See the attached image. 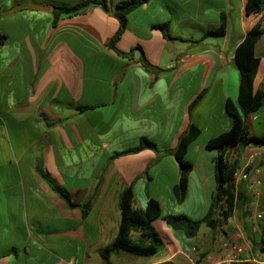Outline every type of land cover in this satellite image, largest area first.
I'll return each mask as SVG.
<instances>
[{
	"label": "crops",
	"instance_id": "obj_1",
	"mask_svg": "<svg viewBox=\"0 0 264 264\" xmlns=\"http://www.w3.org/2000/svg\"><path fill=\"white\" fill-rule=\"evenodd\" d=\"M78 1L0 0V34L5 36L0 44V264H222L220 247L205 245L213 232L209 227L202 224L195 237L187 238L172 230L164 216L200 219L209 208L216 150L206 142L230 127L224 102L237 98L234 52L256 22L262 33L253 47L259 58L254 87L264 88V0L259 11L249 14L247 0H147L129 12L116 46L122 51L140 46L159 68L155 73L140 65L138 50L128 58L106 46L118 21L100 6L53 23V6ZM119 1L107 0L109 8ZM160 23H168L172 39L155 28ZM221 26L222 33L213 34ZM262 111L250 115V128ZM190 124L200 134L187 147L192 168L185 196L177 200L173 189L180 169L168 150ZM143 138L157 150L115 155ZM244 147L229 157L239 155L238 171L253 163L248 172L261 185L250 189L246 180H235L244 199L222 228L232 229L236 210L254 207L244 222L251 243L264 222V216L253 214L257 206L264 210V148ZM251 150L259 154L252 161ZM41 171L66 188L72 201L90 199L89 212L83 216L79 206L67 205ZM126 187L133 191L134 209H143L150 197L159 200L161 216L152 224L170 245L164 258L135 263L136 255L127 253H111L107 260L100 256L117 233L118 197ZM162 200L170 202L168 212ZM253 251L247 260L264 264V249Z\"/></svg>",
	"mask_w": 264,
	"mask_h": 264
},
{
	"label": "trees",
	"instance_id": "obj_2",
	"mask_svg": "<svg viewBox=\"0 0 264 264\" xmlns=\"http://www.w3.org/2000/svg\"><path fill=\"white\" fill-rule=\"evenodd\" d=\"M147 0H121L113 8H109L107 0H81L70 5L53 6V23L62 15H74L90 7L100 6L105 11L110 12L118 21V28L113 36L107 41L106 46L113 50L117 55L128 57L132 56L134 50L140 52L138 61L140 65L148 72L155 73L159 68L152 65L144 56L140 46H135L129 51H122L117 48L116 43L125 30L128 22V14L132 10L143 5ZM262 6V0H247L245 4V13L259 11ZM159 28L166 38L172 39L169 34L168 23L154 25ZM221 26L213 34H221ZM262 33L260 22H256L245 33L242 41L236 46L234 52V64L238 70L239 83L237 98L235 101L227 98L224 102L225 110L231 119L230 127L227 130L209 138L206 146L216 150L214 162V180L215 188L211 196V202L206 214L200 219L191 218L185 214H167L164 220L174 231H179L187 238H193L197 235L202 224L214 231L221 229L223 224H227V218L234 213L237 203L243 202L244 194L239 191L235 185L234 173L240 168V157H229L231 151H236L240 145L246 146L252 144L255 147L264 148V132L259 136L250 135L249 122L250 115L259 113L264 107V88L255 89L254 78L259 65V58L254 55L253 47L256 40ZM5 40V36L0 34V44ZM202 93L198 94L189 104V111L201 99ZM200 134V128L197 125L190 124L188 129L180 136L177 146L168 151L172 152L179 164V179L174 186L173 192L177 200H182L187 189V177L192 168V163L185 158L188 145ZM143 148L157 150L153 142L143 138L140 143L133 148L117 152L115 155L123 153L137 152ZM249 167L245 170L248 171ZM42 176L49 186L56 191L69 206H79L82 215H86L91 207V200L82 202L71 200L66 188L58 185L47 172L41 171ZM133 191L131 187L124 188L118 197V207L120 219L117 233L113 240L105 247L99 250L100 256L107 260L111 253H127L136 256L155 255L161 245V237L154 228L152 222L161 216V204L159 200L150 197L141 210L132 207ZM259 234L257 239L251 240V247L257 250V247L264 249V222H259ZM132 232L139 234L137 241L132 240ZM251 238V237H250ZM147 242L145 243V241ZM230 264H257L250 260L232 262Z\"/></svg>",
	"mask_w": 264,
	"mask_h": 264
},
{
	"label": "rangeland",
	"instance_id": "obj_3",
	"mask_svg": "<svg viewBox=\"0 0 264 264\" xmlns=\"http://www.w3.org/2000/svg\"><path fill=\"white\" fill-rule=\"evenodd\" d=\"M249 130H251L255 134H260V133L264 132V111H262L260 113V117H259L258 120H256V121L253 120L252 121V126H251V128L249 127ZM238 151L241 154L243 151H245V147L240 145L238 147ZM251 153L255 154L256 158L259 157V154H258V152L256 150H251L250 154ZM251 166H253V163L251 165H249L250 168H252ZM251 177H253V176H251ZM255 178H257V177H255ZM251 193H253V192H251ZM248 202H250V201H248ZM169 206H170V202L168 200L167 201L162 200L163 212H168L170 210ZM177 207H178V210H179V208L180 209L183 208V206H177ZM190 208H192V207H190ZM252 208H254V207H252ZM252 208L251 207L247 208L246 211H244L243 213H241V210H236V213L238 214L239 217L237 218L235 223H233L232 229L223 228L225 230V233L221 229L214 230L212 233H210L206 237V242H205L206 244L205 245L206 246H211L210 248L213 249V250L217 249V248L219 249L220 244H221L222 241L231 238L230 234H229L231 232V230H233L232 232L240 231L241 233H243V235H244L243 236L244 237L243 241L248 243L247 242V238L245 237V233H244V232H246V229L244 227V222L246 221V218H247V220L252 218V211H251ZM195 209L197 210V208H195ZM258 209H259V207L257 206V209L253 211L254 216H255V214L258 211L261 210V209H259V210ZM158 230L160 232V237H161V240H162L158 252L155 255H153L152 257L133 256V257H136L135 258L136 259L135 263L136 262L137 263H145V262H148V261L153 260V259L164 258L165 256L168 255V253L170 252V245L168 244V241H167L164 233H162L160 231V229H158ZM131 238H132V240L137 241L135 233H132ZM250 240H252V239H250ZM146 242H147V240L145 241V243ZM248 246L250 248L249 251H248V256H244L243 255V256H240V258H244V257H247V258L250 257L251 258L252 256H255L254 251L251 249V243H248ZM126 255H128V254H126ZM175 260L176 259H174L173 261H175ZM217 261H220V258ZM166 264H173V263L169 262V263H166Z\"/></svg>",
	"mask_w": 264,
	"mask_h": 264
},
{
	"label": "built area",
	"instance_id": "obj_4",
	"mask_svg": "<svg viewBox=\"0 0 264 264\" xmlns=\"http://www.w3.org/2000/svg\"><path fill=\"white\" fill-rule=\"evenodd\" d=\"M256 155L253 154L252 156H250V161H252L254 159ZM246 166L241 170L238 171L236 170L234 173V179L236 181H240V180H246L248 182V187L250 189H253L255 187H259L261 185V181L258 178L255 177H251L250 173L248 171L245 170ZM264 216V210H260L255 214V218L256 219H261ZM231 217L227 218V222H231ZM243 233H241L240 231H235L232 235L231 238L226 239L224 241L221 242L220 244V249L223 252V263L222 264H230L232 262H238V261H242L247 260V257L244 258H240V256H248V251H249V246L248 243L243 241ZM200 240L199 237L196 238V242L198 243ZM196 246V245H195ZM193 247V251H196V247Z\"/></svg>",
	"mask_w": 264,
	"mask_h": 264
},
{
	"label": "water",
	"instance_id": "obj_5",
	"mask_svg": "<svg viewBox=\"0 0 264 264\" xmlns=\"http://www.w3.org/2000/svg\"><path fill=\"white\" fill-rule=\"evenodd\" d=\"M24 6L25 7L36 8V9H40V10H47V9L50 8L49 4H30V3H27Z\"/></svg>",
	"mask_w": 264,
	"mask_h": 264
}]
</instances>
